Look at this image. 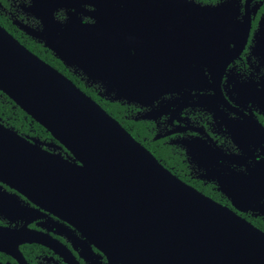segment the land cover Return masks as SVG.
<instances>
[{"label":"water","instance_id":"obj_1","mask_svg":"<svg viewBox=\"0 0 264 264\" xmlns=\"http://www.w3.org/2000/svg\"><path fill=\"white\" fill-rule=\"evenodd\" d=\"M156 2L163 7L172 4ZM125 3L137 7L115 17L111 2L97 0L98 11L104 17L111 11L110 18L73 24L70 15L53 37L22 28L79 68L81 62L109 53L100 70L116 76L121 63L125 66L131 59L127 78L134 80L135 88L129 90L123 83L126 87L116 98L142 101L155 94L147 80L164 67L167 42L172 38L165 31L171 26L159 28L163 36L158 39L157 27L137 24L143 17L139 4ZM159 12L163 10L152 14ZM195 26L190 19L180 18L173 29ZM193 33L197 35L196 29ZM182 36L174 37L175 42L182 44ZM211 40H215L212 34ZM129 49L134 54L126 58ZM144 67L147 74H139ZM0 91L43 126L71 158L43 148L42 141H32L0 122V182L79 232L106 258V264H264L263 230L183 182L96 101L1 25ZM260 175L259 185L253 169L233 172L219 181L236 210H252L264 198V163ZM259 205L264 212V202ZM22 240L52 244L32 230L0 226V250H18Z\"/></svg>","mask_w":264,"mask_h":264},{"label":"flooded vegetation","instance_id":"obj_2","mask_svg":"<svg viewBox=\"0 0 264 264\" xmlns=\"http://www.w3.org/2000/svg\"><path fill=\"white\" fill-rule=\"evenodd\" d=\"M102 1L111 2V8L117 11L115 17H120L122 10L131 11L137 7L125 3L126 0ZM168 1L172 3L170 7H163L156 0H135L142 11L139 16H143L137 23L139 26L157 27L158 39L163 36V26H171L165 34H172L167 42L164 67L156 77L147 80L148 89H155V94L144 96L142 101L131 97L116 98L117 93L123 91L122 87L135 88L134 80L127 78L131 59L125 66L124 61L121 63L123 67L115 70L116 76L100 70L109 53L101 54L90 63L81 62L83 67L79 68L56 56L43 40L32 37L22 28H32L41 32V36L53 37L59 34L70 15L73 24L102 23L103 18L111 17V11H105L107 17H104L96 7L97 0H0V25L102 108L103 102L116 104L119 108L116 117L104 109L183 182L244 218L264 220L259 205L264 198L252 210L239 211L219 184L233 172L245 173L250 169L255 171L257 185L261 180L264 163V0ZM157 9L163 12L152 14ZM180 18L197 24L193 29L197 35L187 28L173 29ZM142 33V39L146 40L147 30ZM181 34L185 41L178 44L174 37ZM211 34L215 40H211ZM244 35H247L246 40L239 51ZM128 51L129 54L125 52L124 55L126 58L134 54L133 49ZM226 59L229 60L222 69ZM138 72L146 75L147 69L144 67ZM23 136L42 141L43 148L71 159L69 152L57 145L51 135L43 139ZM167 151L169 155H165ZM155 152L161 156L157 157ZM164 157L167 161L172 159L171 165L166 164ZM0 226L32 230L52 243L22 240L17 245L18 250L14 247L11 252L0 250V264H106V258L79 232L2 182Z\"/></svg>","mask_w":264,"mask_h":264},{"label":"trees","instance_id":"obj_3","mask_svg":"<svg viewBox=\"0 0 264 264\" xmlns=\"http://www.w3.org/2000/svg\"><path fill=\"white\" fill-rule=\"evenodd\" d=\"M102 106L116 117V111L119 110L116 104L103 102ZM0 121L22 135H28L29 137L48 138L50 134L46 129L34 121L28 114H26L19 106H17L6 94L0 91ZM157 157L161 156L155 152ZM165 155H169V151L165 152ZM171 158L164 161L168 165L171 162ZM171 165V164H169ZM254 225L264 230V220L260 218L246 217Z\"/></svg>","mask_w":264,"mask_h":264}]
</instances>
